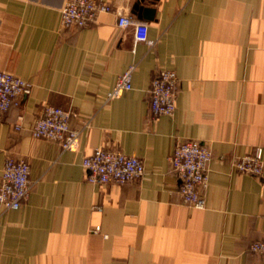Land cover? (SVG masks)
I'll use <instances>...</instances> for the list:
<instances>
[{
  "label": "crops",
  "instance_id": "0c3cea01",
  "mask_svg": "<svg viewBox=\"0 0 264 264\" xmlns=\"http://www.w3.org/2000/svg\"><path fill=\"white\" fill-rule=\"evenodd\" d=\"M102 1L113 11L62 29L67 0H0V69L33 85L0 115V181L11 157L30 163L32 183L20 209L0 205V264H264L249 250L264 238V176L234 165L264 152V0H145L154 45L117 25L119 13L138 17L137 0ZM133 64V89L108 100ZM163 69L180 93L173 115L154 116ZM47 104L77 114L76 151L33 136ZM187 139L213 153L204 208L183 202L170 163ZM97 147L141 157L144 176L87 182L83 160Z\"/></svg>",
  "mask_w": 264,
  "mask_h": 264
},
{
  "label": "built area",
  "instance_id": "2783aa9c",
  "mask_svg": "<svg viewBox=\"0 0 264 264\" xmlns=\"http://www.w3.org/2000/svg\"><path fill=\"white\" fill-rule=\"evenodd\" d=\"M113 7L102 0H67L61 11V28H84L95 22L99 13H109ZM117 25L120 29H131L135 42L154 45L149 38V21L131 13H119ZM136 65L129 66L117 79L108 93V100L123 96L133 89V74ZM30 81L0 69V115L11 107L21 104L22 96L32 92ZM180 93V78L175 70L158 71L150 87V108L154 116L173 115ZM77 114L60 106L45 105L42 114L32 125V134L59 142L63 150L76 151L80 146V132L71 125ZM21 125H16V130ZM213 153L209 145L199 140L187 139L176 144L170 156L173 170L180 178L179 194L184 203L204 208L203 191L209 184V164ZM236 168L245 174L258 178L264 176V152L258 147L254 152L235 160ZM87 182L97 185H125L141 179L145 174V164L141 157L121 151L97 147L83 160ZM31 165L25 159L7 158L0 181V205L5 210H18L28 200L32 183ZM100 231V226L95 228ZM249 250L264 255V238L252 242Z\"/></svg>",
  "mask_w": 264,
  "mask_h": 264
},
{
  "label": "water",
  "instance_id": "95a60500",
  "mask_svg": "<svg viewBox=\"0 0 264 264\" xmlns=\"http://www.w3.org/2000/svg\"><path fill=\"white\" fill-rule=\"evenodd\" d=\"M145 0H137V2L134 4L133 11L134 13L138 14L139 18H153V15L155 14V9L150 7H145L143 3Z\"/></svg>",
  "mask_w": 264,
  "mask_h": 264
}]
</instances>
